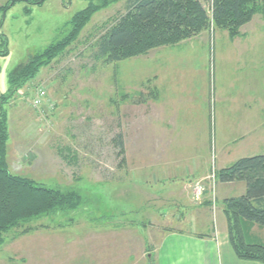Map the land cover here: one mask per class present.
Masks as SVG:
<instances>
[{"label": "rangeland", "instance_id": "374dc122", "mask_svg": "<svg viewBox=\"0 0 264 264\" xmlns=\"http://www.w3.org/2000/svg\"><path fill=\"white\" fill-rule=\"evenodd\" d=\"M98 1L47 0L41 6L19 3L6 14L0 12V52L8 50L7 55H0V98L10 96L13 74L18 73L33 56L68 35L73 16L91 2ZM126 1L119 0L96 13L77 42L1 105L8 113L10 139L7 162L10 170L47 188L76 191L83 197L84 204L77 212L31 220L28 226L33 231L27 235L14 238L26 226L11 231L0 246V264H62L61 248L64 239L69 237L76 238L75 244L80 247L86 245L87 254H90L96 249L93 239L99 236L96 235L98 228L113 231V227L105 228L113 223L119 230L116 234L109 233L120 243L130 242L134 237L143 238L141 264H149L147 255L155 253L159 233L171 226L176 228L175 224L168 222L172 213L167 212L168 215L162 217L165 213L163 206L174 202H159L153 193L164 183H171L158 182L154 177L158 159L153 157L159 152L154 140L160 131V135L164 132V128L158 127L159 116L163 114L158 115L155 111L148 113L152 105L157 104L158 61L175 57L181 59L186 53L196 58L195 47L192 46L189 51L178 48L184 43L206 37L210 43L217 44L220 42L218 35L226 31L214 28L211 22L208 29L177 45L156 48L110 65L96 62L91 48L101 34L100 27L123 12ZM5 2L0 0V6ZM201 2L211 16L210 0ZM261 20H264L262 16L255 15L241 28V34ZM220 44H217L218 48ZM218 48L214 55L213 47L211 66H207L208 76L210 69L215 71L213 87L217 95L225 83L223 65L229 66L223 60L217 61ZM186 63L191 65L195 62L188 60ZM177 64L180 65L181 60ZM225 72L227 79L233 70L227 73L225 69ZM213 87L209 90L207 129L211 168L208 175L192 178V183V180L187 182L189 196L193 200L191 203L210 199L211 217H216V211H223V204L220 199L218 201L217 178L212 180V176H216L218 171L215 163L218 167L223 163L222 144L229 135L225 132L223 108L221 103H216ZM39 90L45 91L47 96L40 106H34L33 99ZM144 109L147 114L145 120L142 117ZM118 135H122L124 143L122 153L116 145ZM162 175H159L160 178ZM198 184L204 186L205 191L196 200L194 189ZM179 196L183 198L186 195L181 193ZM151 208L158 209L160 213L153 214ZM131 228L135 231H125ZM182 228L201 230L195 224L182 225ZM109 233L102 236L109 237ZM253 234L264 239V230L258 234L253 229ZM102 253H105L102 254V264H105L109 262L110 254L104 247Z\"/></svg>", "mask_w": 264, "mask_h": 264}, {"label": "crops", "instance_id": "0c3cea01", "mask_svg": "<svg viewBox=\"0 0 264 264\" xmlns=\"http://www.w3.org/2000/svg\"><path fill=\"white\" fill-rule=\"evenodd\" d=\"M256 23L252 28L243 31L235 40L226 32L218 35L221 44L220 42L217 44H220V48L217 47L215 40V43H210L207 37L204 40L197 39L184 43L178 48L180 51H189L192 46L195 47L196 58L186 53L182 54L181 59L175 57L158 61L157 104L152 105L148 113L152 114L155 111L158 115L163 114L159 116L158 127L164 128V132L160 135L162 133L160 131L159 137L157 135V139L154 140V144L159 147L158 154L150 155H155L153 158L158 159L155 167L158 175L155 174V179L158 182L163 180L171 183H164L163 187L153 193L156 194V200L159 202L163 200L174 202L163 206L165 213L162 217L172 213L168 217V222L175 224L176 228L171 226L168 230L159 233L161 235L159 241L157 239L158 245L154 253L156 264H262L238 258L230 242L223 211H216L214 218L211 217L210 199L206 198L208 201L204 200L198 204L191 203L193 200L189 196L187 182L192 178L194 180L197 177L202 178V175H208L211 168V149L207 129L209 90L214 86L215 71L210 69L208 76L207 66H211L213 47L214 55L218 48L217 61L223 60L229 64L225 67L222 64L225 83L221 93L217 95L213 87L216 103L222 105L224 129L229 135L222 144L223 163L218 167L216 162V168L220 170L239 159L264 154V20ZM179 60H181L180 65L177 64ZM188 60L195 63L189 65L186 63ZM225 69L227 73L230 69L233 70L227 79ZM142 114L145 120L146 109ZM130 126L133 127V124L130 123ZM161 173L163 175L160 178ZM170 175L172 177H168ZM245 191L244 183H218V201L220 199L223 203L226 199L241 196ZM181 193L186 196L182 198L179 196ZM151 212L160 213L156 208ZM192 224L196 227L200 226L201 230L189 231L182 228V225ZM111 227L115 229L113 231L107 229L108 232L98 228L99 233L96 235L99 236L93 239L96 249L90 251V254H87L86 245L80 247L79 244H75L76 238H65L61 248L62 264H102V254H105L102 253L103 247L110 254L108 256L110 260L105 264H141L144 254L141 248L143 238L134 237L130 242L121 240L120 243L117 237L113 238V234L109 233L116 234L118 227L113 223L105 228ZM253 229L258 234H262L264 230L258 227ZM125 231L135 230L131 228ZM107 233L109 237L102 236ZM262 241L264 242V239ZM148 256L149 254L147 255L149 260Z\"/></svg>", "mask_w": 264, "mask_h": 264}, {"label": "trees", "instance_id": "16d2710c", "mask_svg": "<svg viewBox=\"0 0 264 264\" xmlns=\"http://www.w3.org/2000/svg\"><path fill=\"white\" fill-rule=\"evenodd\" d=\"M47 0H6L0 12L6 14L19 3L41 6ZM119 0H100L90 3L70 21L71 30L62 40L36 54L18 73L10 78L11 94L0 98L7 103L44 67L49 66L75 42L92 17ZM211 16L201 0H127L124 11L100 28L101 34L92 46L96 62L110 65L144 55L163 46L177 45L208 29L226 31L231 39L241 35V28L255 15L264 19V0H210ZM28 14V8L25 9ZM8 54L6 49L0 55ZM156 93V91H155ZM2 109V108H1ZM116 142L124 150L122 135ZM10 139L8 113L0 110V246L11 231L25 227L14 238L33 231L28 226L36 218L77 212L84 204L76 191L47 188L36 181L14 174L7 162ZM61 155L62 152H61ZM66 159V157H63ZM217 183H244L246 191L238 197L223 201L231 245L241 260L264 264V242L253 234L254 226L264 228V154L239 159L231 166L216 172ZM149 264H156L154 254Z\"/></svg>", "mask_w": 264, "mask_h": 264}, {"label": "built area", "instance_id": "2783aa9c", "mask_svg": "<svg viewBox=\"0 0 264 264\" xmlns=\"http://www.w3.org/2000/svg\"><path fill=\"white\" fill-rule=\"evenodd\" d=\"M46 96H47V94L45 91L39 90L36 97L33 99L34 106H40L42 104V101L46 99ZM215 179H216V176L213 175L212 180H215ZM194 191H195V197L194 198L196 200H199L200 196L203 194L205 189H204V186H201L198 184L195 186Z\"/></svg>", "mask_w": 264, "mask_h": 264}, {"label": "water", "instance_id": "95a60500", "mask_svg": "<svg viewBox=\"0 0 264 264\" xmlns=\"http://www.w3.org/2000/svg\"><path fill=\"white\" fill-rule=\"evenodd\" d=\"M150 259H151V255H149Z\"/></svg>", "mask_w": 264, "mask_h": 264}]
</instances>
